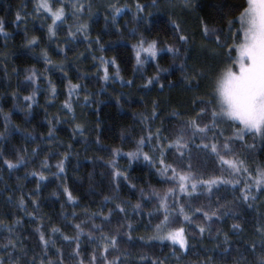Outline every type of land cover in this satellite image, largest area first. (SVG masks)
I'll use <instances>...</instances> for the list:
<instances>
[{
  "label": "trees",
  "instance_id": "1",
  "mask_svg": "<svg viewBox=\"0 0 264 264\" xmlns=\"http://www.w3.org/2000/svg\"><path fill=\"white\" fill-rule=\"evenodd\" d=\"M76 1L64 0L61 5L60 0H51L53 10L65 7L66 18L58 22L55 36H50L51 17L35 11V0H0L4 27L0 33V264H92L93 255L96 264H105V256L115 264H259L264 258V191H258L251 178L258 167L264 168V138L249 133L243 139L229 140L218 122L215 128L193 137L189 120L195 118L201 127L212 123L211 107L201 102L207 100L211 88V80L205 85L203 73L208 55L195 58L190 40L179 39L187 27H193L209 50L219 51L217 56L224 62L216 36L222 42L230 36L229 20L236 21L234 30L239 27L237 18L245 0H193L185 26L164 6L170 0H87L81 12L87 28L81 32L76 29L82 20L71 14ZM115 8L121 12L116 13ZM205 26L219 31L205 37ZM33 38L36 42L29 44ZM141 38L145 47L154 40L163 51L155 59L142 54L144 63L137 64L133 46ZM169 46L178 53L168 52ZM105 69L107 80L103 79ZM33 72L35 78L29 79ZM201 72L203 76L198 75ZM72 85L78 87L70 93ZM201 109L206 111L198 117ZM149 133L152 140L145 139L142 152L152 157L155 166L142 155L139 159L127 156ZM181 135V143H187L181 149L182 157L174 144L168 147ZM226 142L231 152L223 150ZM212 143L221 146L225 159L245 161L249 172L230 174L231 169L221 164L211 147H202ZM161 148L166 164L181 172L190 170L196 180L220 177L239 183L215 185L211 194L198 188L191 197L184 196L178 185L162 182L157 173ZM21 156L24 163L9 169L5 161L15 163ZM61 160L63 172L57 168ZM117 171L122 175L114 176ZM246 183L255 200H243L241 189ZM173 187L191 222L182 223L183 217L178 216L170 227H184L190 240L187 250L146 237L162 219V214L148 215L159 205L149 194L155 190L163 196ZM65 188L73 201H68ZM177 197L169 196L170 209L178 210L179 205L173 203ZM137 203L141 204L139 210L133 208ZM116 204L125 211L116 210ZM221 205L219 219L205 220L204 212L211 213ZM197 208L201 211L196 212ZM225 211L229 214L223 215ZM77 224L83 229L79 240L75 239ZM93 224L100 228L94 229ZM233 224L240 228L233 229ZM53 227L60 231L53 233ZM200 227L207 229L203 235ZM40 232L49 241L47 245L41 243ZM65 236L72 239L65 240ZM102 236H116V247L104 252V244L110 241Z\"/></svg>",
  "mask_w": 264,
  "mask_h": 264
},
{
  "label": "snow or ice",
  "instance_id": "2",
  "mask_svg": "<svg viewBox=\"0 0 264 264\" xmlns=\"http://www.w3.org/2000/svg\"><path fill=\"white\" fill-rule=\"evenodd\" d=\"M191 0H185V6L190 5ZM61 5H63L64 0H60ZM137 9L141 10V6L137 4ZM72 8L74 9L73 15L82 11L83 6H77L76 3L72 4ZM35 11L40 13L41 11L47 13L51 17L52 23L48 25V33L50 36H55V28L57 27L58 22H62L65 18V7H57L53 10L51 0H35ZM115 12H121L120 8H115ZM20 19L19 14H17V20ZM115 19V17H113ZM239 27L235 30L232 28V25L236 22L234 20L228 21V33H230L229 37H226L224 42L221 41L220 36L217 35L215 39V43L218 49H224L223 67L219 69L218 72L214 74L211 78V88L210 94L208 95L207 100L201 99L202 103L211 107V117L212 123L211 125L205 124L201 127L197 120L194 118L188 121V128L191 129L193 137L198 133H206L211 128H215L217 122H229L233 125L238 124L239 126L234 128L233 135L237 139H243L246 134H254L258 135L261 138H264V0H245V6L243 10L239 13L238 16ZM87 25H80L77 27L76 31L81 32L85 31ZM4 27L3 23L0 22V33H3ZM219 29L213 28L209 29L207 26L204 27L203 33L205 37H209L210 34L218 32ZM73 33L70 31L69 36H72ZM179 39L185 43H187V37L181 35ZM227 39L231 40V43L227 42ZM35 38L29 41V44L35 43ZM145 45V40L141 38L139 45H134L135 55H136V63L143 64L144 60L142 59V54L146 57H151L155 59L157 54L163 49L157 47L156 41H151ZM167 51L172 53L173 55L178 53V49L169 46ZM216 55H220L219 51L216 49L213 50ZM233 52L235 55H233ZM47 59V53L44 54ZM104 63H107L105 61ZM114 64L115 61H112ZM181 69L184 68V65H180ZM166 71V70H165ZM118 74V72H117ZM203 73H198V75H202ZM29 79L35 78V73L28 77ZM156 77L152 78L155 79ZM103 79H109L107 74V70L105 69V75ZM152 79H149L148 84L152 83ZM187 79V77H186ZM197 86H199V82H197ZM78 86L72 85L69 88L70 93ZM163 87V86H161ZM54 91V89H53ZM32 97H25V100H31ZM65 107L71 111L70 104H65ZM206 109H201L197 116L204 114ZM153 115H156V112L153 111ZM172 115H176V113H172ZM80 126L77 125V128ZM183 132L184 130L181 129ZM159 132L160 129H157L156 139L159 141ZM51 131L49 135H51ZM145 139L150 143L152 140V134L149 133L147 138L142 137L139 141H137V150L135 152L127 153L129 159H139L141 155L143 159L147 161L149 164H153L152 157H150L147 153H143L142 149L145 146ZM215 139V136L212 137ZM227 139H231L227 138ZM183 140V136H178L177 139L170 143L168 147H172L173 144L176 146L177 151L180 152L181 157L183 156V151L181 149L187 148V143H181ZM200 147V146H198ZM203 148L207 149L211 147V151L213 154L219 157V160L222 165H227L229 169H231L232 175L239 174L241 172L248 173L249 169L245 165V161L240 160L239 158L235 159H225L224 155H221V146L217 143L203 144ZM223 150L227 152H231L229 147V143H224L222 146ZM36 151L35 149L33 150ZM114 154L118 155V150H113ZM164 150L161 148L160 150V167L157 168V173L161 177L162 182H171L174 185H178L179 193L191 197L194 193H197L198 188H206L208 193L211 194L213 190V186L220 184H238L239 181L235 180H226L220 177H213L209 180H196L193 173L189 170L187 172L178 171L176 167H173L170 164H166L164 162ZM67 154H65V158ZM9 169H14L19 165L24 163V158L18 157L15 163L10 161H5ZM45 166L46 161L44 162ZM64 161L61 160L57 164V168L60 172L64 171L63 167ZM153 166H155L153 164ZM188 168L191 169V165H188ZM171 171L172 175L169 176L168 173ZM122 173L115 172L114 176H120ZM41 179L44 177L41 176ZM127 179V177H125ZM252 183L255 184L256 189L258 191H264V168L258 167L256 169L255 177H252ZM134 187V186H133ZM191 189V191H189ZM67 194L68 201H73L74 197L68 191L67 188L64 189ZM251 185L245 184V188L241 189L243 194V200L247 202L249 199L255 200L256 197L251 194ZM141 195L143 198V189H141ZM151 196H155L159 200L158 207L153 211L149 212L148 215L151 217L154 214H162V219L159 223L155 225L156 235L149 237V239H156L159 241H170L173 245H178L180 249L187 250L189 247L188 239L186 237V232L184 227L171 228L170 225L176 222V218L178 216L183 217V222H191V217L185 213V207L183 205H179V197H177V190L175 187L168 188L163 196L160 193L153 190L150 194ZM169 196L177 197L173 203L179 205L178 210L176 208H171L168 203ZM109 197H104V200H109ZM21 205H23V199L20 201ZM35 203V201L33 202ZM251 206V205H249ZM224 206L221 205L220 208L212 211L211 213L204 212L205 220L210 221L212 217H217V212L220 211ZM133 208L139 210L141 208V204L137 203L133 205ZM116 210L119 212H124L125 208L120 204H116ZM196 212H200L201 209H195ZM112 210L109 211V215L105 216L104 219L108 220L111 215ZM229 212L225 211L223 215H228ZM75 215V213H73ZM93 216L96 214L93 213ZM83 223V222H82ZM78 230V235L75 239L79 240V233L83 231L80 224L75 225ZM129 229L132 228V225H128ZM233 229H239V224H233ZM94 229H99L100 226L93 224ZM167 229V230H166ZM207 229L205 227H200L201 235ZM39 232V228L37 229ZM53 233L59 232L58 228L53 227L51 229ZM259 231V229H258ZM89 238L92 239V234L89 233ZM65 240H70L72 238L65 236ZM102 240L110 241V243L104 244V252L108 251L109 247L115 248L117 245V237L112 236H102ZM128 239L131 240V235L128 236ZM143 240V237H140ZM40 241L42 244L47 245L49 243L48 240L45 239L44 234L40 232ZM225 243L228 242V237L225 235ZM11 244L12 242L9 241ZM261 244L264 245V240L261 241ZM15 245L13 244V247ZM80 245L77 243V247L75 250V255H79ZM228 249H224L227 251ZM59 251V250H57ZM143 259V258H142ZM96 256L92 257V264H96ZM105 264H115V262L107 261V257H104ZM49 264H53L52 261H49ZM62 264V261H61ZM82 264V262H81ZM153 264H160L159 261H154ZM259 264H264V258H261Z\"/></svg>",
  "mask_w": 264,
  "mask_h": 264
},
{
  "label": "rangeland",
  "instance_id": "3",
  "mask_svg": "<svg viewBox=\"0 0 264 264\" xmlns=\"http://www.w3.org/2000/svg\"><path fill=\"white\" fill-rule=\"evenodd\" d=\"M192 1L193 0H191L189 6H185V0H170V1L165 2L164 6H166V9L168 10V12L172 16L176 15L177 20L178 21L180 20V22H182L181 25H184L183 23H185L187 25L188 24V20L186 18L187 17L190 18L191 14H192V10H191L192 9V7H191ZM74 3H76L78 7L82 5L83 8H85V6L87 5V0H81V1L78 0V1H76ZM83 8H82V11H83ZM73 11H74V9L72 8V12H71L72 15H73ZM82 11L76 13L75 16L78 19H81L82 22L80 24L84 25L85 24L84 21H86L85 20L86 17L85 18L82 17V15H81ZM187 14H190V16H187ZM173 21L176 23L175 20H173ZM80 24L78 25V27L80 26ZM177 24L179 25L178 22H177ZM190 26H192V25H190ZM187 28H188V31L186 32V34L182 33V35L186 36L187 39L190 40V42H191V50H192V53L195 56V58L198 59L200 56H202L205 53L208 55V58L206 59V63H205L206 65H204L205 67H204V72H203L204 75H205L204 77H206L205 79L207 81V82H204V83L207 86L208 83L210 82L211 78L214 76V74L216 72H218L220 68L223 67L224 62L221 61L220 58L214 53L213 49H210V50L208 49L207 44L205 43L206 41L201 40L198 37V35L195 32L193 27H187ZM145 58H148V57L145 56ZM199 76H201V75H199ZM202 76H203V74H202ZM210 84H211V82H210ZM209 90H210V88H209ZM218 125H219L218 127H219L220 131L224 135H227L229 137H234L233 130H234V128L239 126L238 124H237L238 126H235V125H233V124H231L229 122H219V121H218ZM258 137L261 138L260 136H258ZM154 233L150 234L149 236H146V237L149 238V237H152V236L156 235V232H154ZM187 239H188V237H187ZM163 242H170V241L165 240ZM188 243H190L189 239H188Z\"/></svg>",
  "mask_w": 264,
  "mask_h": 264
}]
</instances>
